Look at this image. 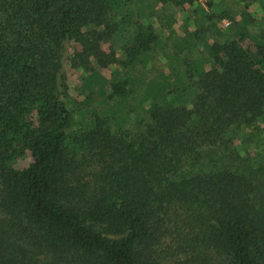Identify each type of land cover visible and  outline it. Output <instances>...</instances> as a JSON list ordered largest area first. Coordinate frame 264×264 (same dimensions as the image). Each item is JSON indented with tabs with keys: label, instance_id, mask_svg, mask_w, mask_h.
Returning a JSON list of instances; mask_svg holds the SVG:
<instances>
[{
	"label": "trees",
	"instance_id": "16d2710c",
	"mask_svg": "<svg viewBox=\"0 0 264 264\" xmlns=\"http://www.w3.org/2000/svg\"><path fill=\"white\" fill-rule=\"evenodd\" d=\"M205 7L0 0V264H264V0Z\"/></svg>",
	"mask_w": 264,
	"mask_h": 264
},
{
	"label": "rangeland",
	"instance_id": "374dc122",
	"mask_svg": "<svg viewBox=\"0 0 264 264\" xmlns=\"http://www.w3.org/2000/svg\"><path fill=\"white\" fill-rule=\"evenodd\" d=\"M203 2L204 1H206V0H202ZM195 3L196 4H199V1L198 0H195ZM241 5V4H240ZM205 10H207V7H205V5L204 6H202ZM234 8L236 9V6H234ZM190 14V12L189 11H187V12H180V13H178V15H177V17H176V19H177V25H176V28L178 27L179 28V24H181L180 23V20L179 19H181L183 16H188ZM194 19V18H193ZM178 20H179V22H178ZM226 22L227 21H222V25L224 26V27H227V26H225V24H226ZM229 24V23H228ZM74 79H75V81H74V83H73V86H72V88H71V90H72V92H74L76 95H81L82 94V91H81V88H80V84H81V74L80 73H78V75H74Z\"/></svg>",
	"mask_w": 264,
	"mask_h": 264
},
{
	"label": "built area",
	"instance_id": "2783aa9c",
	"mask_svg": "<svg viewBox=\"0 0 264 264\" xmlns=\"http://www.w3.org/2000/svg\"><path fill=\"white\" fill-rule=\"evenodd\" d=\"M199 1V4L201 5V6H204L205 5V3H206V1H202V0H198ZM225 26H228V23H226L225 24Z\"/></svg>",
	"mask_w": 264,
	"mask_h": 264
}]
</instances>
